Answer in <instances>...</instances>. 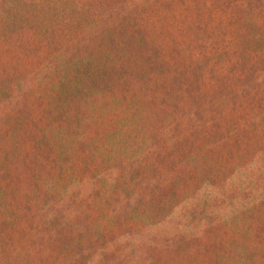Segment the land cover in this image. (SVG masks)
Wrapping results in <instances>:
<instances>
[{"label": "trees", "instance_id": "1", "mask_svg": "<svg viewBox=\"0 0 264 264\" xmlns=\"http://www.w3.org/2000/svg\"><path fill=\"white\" fill-rule=\"evenodd\" d=\"M135 10L140 14L136 8ZM110 23L113 24L114 19H108L106 27ZM102 26L89 28L86 31L89 34L88 40L76 39L72 46L74 52L66 51L58 55L59 60L43 72L46 78L52 67L56 66L57 69L59 65L66 71L60 64L61 60L78 58L70 73L73 75L72 80L62 83H72L65 95L61 96L62 99L65 98L64 102H60L59 97L46 103L44 97L38 93V101L46 106L45 117L44 114L38 117L27 112L25 102L7 103L11 107L9 115L17 116V112H20L16 118L19 121H14L11 127L16 134L14 143L18 147L15 149L12 145L10 153L20 150V158L27 159L28 163L23 159L18 160V163L25 162L27 170L34 171L39 168L44 171L48 164L51 165L53 158L49 151L54 150L53 137L47 131L57 126L67 135L75 132L73 143L75 145L78 137L80 151H84L88 145L93 149L96 135L112 136L115 140L123 134L121 127L117 130L111 124L114 123L111 115L117 114L123 107L125 113H128L129 122L137 115L142 117V120H138L139 124L135 125V131L148 139V154L141 159H134L126 155V147L114 150L112 145L108 154L118 153V156L111 164H107L108 159L105 158L102 169L95 177L94 173L86 179L79 177L65 191L67 198L64 204L59 197H52L50 201L53 203L50 204L47 199L48 202L41 203L37 209L31 208L29 199L25 198L29 195V189L30 192L39 190L40 194L41 186L33 178L35 174L26 175L20 182L16 177L21 173L9 172L2 161L6 170L0 174V264H27L18 253L17 241L25 236L29 241L34 235L46 243L43 246L48 247L41 256H36L39 264H171L165 253L176 252L179 247L188 243L204 261L207 259L205 254L217 248L218 242L215 240L206 242L198 236L190 238L185 234L182 237L183 242L179 243L173 237L175 233H168L165 238L151 235V220H144L141 211L146 205L149 207L148 211L154 212V217L165 211L161 204L164 196L161 178H165L163 182L170 186L171 193L178 196L181 195V190L186 192L189 189L190 183L194 182L197 186L198 172L203 171L200 168L190 172L187 167L199 158L194 157L196 154L206 151L209 157L214 155L216 160L227 164L229 169H243L246 180L254 179L257 183L264 180V69L259 72L260 77L253 78L248 75L244 80L247 88L224 86L217 90L213 87L209 89L211 91H203L201 88L209 66L203 64L202 71H199L198 66L192 67L196 38L183 39L182 43L173 38L171 44L163 45L159 39L153 38L146 26L137 27L136 23L121 25L116 31L112 28L111 35L107 37V28H99ZM65 46L68 48L70 45ZM122 47L127 51L120 55ZM251 51L264 58V48L261 45L255 44ZM117 55L120 57L119 63L114 60ZM237 61H233L231 72L235 71ZM18 72L23 74L20 69ZM229 75L230 72L223 78H228L231 82L237 79ZM53 80L58 85L59 79L56 80L53 76ZM254 82L255 86H249ZM28 83V79L17 82L16 86L20 89L17 95L30 94L28 89L33 86ZM40 86L41 79L36 89ZM79 94L87 96L90 101H101V113L105 118L102 116V119L86 120L84 111L85 106H89V100L86 103L77 100L76 96ZM130 95L136 97V107L129 102ZM12 96L14 98L16 94ZM254 111L259 114L253 115ZM78 113L82 116L79 117ZM82 125L90 128L97 126L99 129L92 133L80 129ZM9 133H12V129H9ZM6 134V131L0 134V139ZM149 139L153 141L152 145ZM80 140L88 142L83 143ZM27 141L30 143L28 148ZM206 142L209 143L204 145ZM33 146L34 152L29 150ZM1 150L0 147V152ZM92 161L95 164V155L92 156ZM79 166L83 171H89V162L79 163ZM161 172H166L163 177ZM232 172L234 171L229 176ZM101 175L106 181L98 182L97 178ZM23 176L25 173H22ZM127 177L133 184L127 183ZM227 178L229 177L221 180L214 189H219L218 196L225 194V199L231 200L235 195V187L226 190ZM210 179V176L207 177L208 181ZM86 182H90L88 189L85 187ZM21 183H25L26 188ZM101 188H104L105 195L101 196L106 197L104 202L107 205L102 207L103 204L91 203L85 211L65 213V204L70 209L71 203L78 202L77 198L85 200L89 195L100 196ZM247 188L249 192L255 191L251 183ZM209 201H214V198ZM253 202L248 227L250 233H247V241H244L246 243L238 246L240 253L246 246H250L249 253L254 249L264 252V189L253 197ZM198 206L194 203L192 207L195 209ZM94 212L99 213L97 218L103 222L96 225L98 227L93 226L95 223L90 219ZM207 216L211 222L205 229L207 232L221 235L226 231L224 221H214L212 215ZM196 218L201 219L200 215ZM28 220L30 224L27 226L28 230H25L23 224H27ZM142 222L143 230L139 232L138 227ZM114 233L117 234L116 237ZM171 239L174 241L170 242ZM257 241L261 244L256 245ZM186 256H189V251Z\"/></svg>", "mask_w": 264, "mask_h": 264}, {"label": "rangeland", "instance_id": "2", "mask_svg": "<svg viewBox=\"0 0 264 264\" xmlns=\"http://www.w3.org/2000/svg\"><path fill=\"white\" fill-rule=\"evenodd\" d=\"M108 19H114V23L109 25L113 27H106ZM135 23L137 27L139 25L146 26L153 38L159 39L163 45L171 44L173 38L181 43L183 39L196 38L197 45L192 67L198 66L199 71H202L203 64L209 66L204 76L205 83L201 88L203 91H211L209 89L213 87H216L217 90L224 86L247 88L244 80L248 78V75L253 78L260 77L259 72L264 69L262 65L264 58L256 56L251 51L255 44L264 48V0H0V134L5 131L7 133L0 139L2 149L0 152V174L4 173L6 169L16 174L21 173L16 177L20 182L26 175L35 174L33 178L39 181L41 188L40 194H38L39 190L30 192L29 189V195L25 198L29 199L28 204L31 208L37 209L38 205L48 201L50 204L53 203L50 201L52 197H59L60 202L64 204L67 198L64 193L72 186V183L81 176L85 179L88 175L92 176L91 173H94L93 177H95L102 169L105 158L108 159L107 164H111L118 156V153L108 154V149L112 145H114V150L126 147V155L134 159H141L142 156L148 154V139L140 132L135 131V125L138 120H142V117L137 115L134 120L129 122L128 113H125L123 107L118 110L117 114L111 115L114 119V123L111 124L117 130H119L118 127H121L123 133L116 137L115 140L118 141L113 140L112 136L98 134L93 141V149H90L88 145L84 151H80L78 137L75 145L73 143L75 132H70L67 135L62 128L55 126L54 129L47 131L53 137L54 150L49 151V155L53 158L50 161L51 165L48 164L44 171H40L39 168L34 171L27 170L25 162H23L24 164L18 163V160L22 161L23 159L20 158L22 155L20 150L10 153L12 145L14 148L16 147L15 149L18 147L14 143L16 134L11 127L14 121H19L16 118L20 112H17V116L9 115L11 107L7 103L9 101L11 103L25 102L28 107L26 108L27 112L36 114L38 117L44 114L45 117L47 110L44 107L46 106L38 101V93L44 97L46 103L59 97L60 102H64L65 98L62 99L61 96L65 95L72 83L66 85H62V83L72 80L73 75L70 73L78 61L77 57L72 60L63 58L60 64L66 68V71L60 67L61 65L57 69L56 66H53L52 71L48 72L49 75H46L45 78L43 72L59 60L57 56L66 51L74 52L72 46L75 45V40L79 38H83L84 41L88 40L89 34L86 31L93 26L103 25L99 27L103 29L106 27L107 37L111 35L112 28L116 31L118 26L135 25ZM179 29L183 31L180 32ZM67 44L70 45L68 48L65 46ZM65 48L67 49L65 50ZM125 51L127 50L122 47L120 55ZM118 58H120L119 55L115 56L114 60L119 63ZM235 60H238L237 67L234 72H231V65ZM18 69L23 71L22 75ZM229 72V76L237 78L235 81L231 82L228 81V78H223ZM53 76L54 79H59L58 85L53 80ZM23 79H28V84L31 83L34 88L28 89L30 94L27 96H21V93L17 95V91L20 89L16 84ZM40 79L42 86L36 89ZM255 84L256 82L249 86H255ZM13 94H16L14 98ZM76 98L85 103L87 99L89 100L87 96L80 94ZM128 100L133 104L136 103L135 96H128ZM262 107H264V103ZM85 108L86 120L102 119V116L105 118L101 113L103 109L101 101L89 100V106L87 105ZM139 113L145 115L143 112ZM258 114L257 111L253 112V115ZM78 116L81 117L82 114L78 113ZM72 127L74 129V126ZM79 128L92 133L99 129L97 126L90 128L85 125ZM186 128L190 129L189 126ZM9 129H12V133L8 134ZM149 140L152 145L153 141ZM86 142L88 141L83 143ZM208 143L206 142L204 145ZM26 144L28 148L29 141ZM29 150L34 152L35 146L30 147ZM17 153H19L18 157L13 156ZM93 155L96 156L95 164L92 161ZM208 155L206 151L202 154L199 152L194 156L199 157L196 162L186 166L190 172L200 168L203 172H198L197 186L194 185V182L190 183L186 192L180 191V196L171 193L170 186L163 182L165 178H161V183H163L161 190L165 196H163L161 204L165 207V211L156 217H154V212L148 211L147 205L141 211L144 220H151L152 224L149 225L151 235L165 238L168 233L172 235L175 233L173 237H176L179 243L183 242L182 237H185L183 236L185 234L190 238L198 236L199 239L206 242H213V240L218 242L217 248L211 253L205 254L207 259L204 261L195 254L189 243L184 244L176 252L165 253L171 264H264V252L262 253L261 250L254 249L252 253H249L250 246H246L245 250L240 253V248H238L240 244L244 245L246 243L244 241H247V233H250L248 227L251 205L254 203L253 197L264 189V180L261 183H257L254 179L253 181H249V178L246 180L243 169H229L227 164H221L214 155L210 157ZM23 160L28 161L27 159ZM2 161L4 165H7L5 170ZM88 162L89 171L85 172L79 163ZM231 171L234 172L229 176ZM22 173H25V176L22 177ZM164 173L166 172H161L162 177ZM209 176L211 179L208 181L207 177ZM227 176L229 178L226 179V190L229 191L235 187L233 193L235 195L231 200L225 199V194L218 196L219 189H214V186H217ZM104 179L102 175L97 178L98 182L106 181ZM7 180L10 178L7 177ZM125 180L129 184H133L129 177ZM92 183H94L93 180ZM249 183L254 185V192H249L247 188ZM89 185L90 182L85 183L87 189ZM21 186L26 188L25 183H21ZM103 192L104 188H101L100 196L89 195L85 200L77 198L78 202L71 203L70 209L66 208L67 204H65V213L85 211L91 203L103 204L102 207H104L107 204L104 202L106 197L101 196L105 195ZM210 198H214V201H209ZM194 203L199 205L195 209L192 207ZM184 208H188V210H184ZM98 214L94 212L90 217L94 221L95 225L93 226L95 227L103 223L97 218ZM197 215H200V220L196 218ZM207 215H212L214 221H224L226 231L221 235L217 232L214 234L207 232L205 229L211 223ZM143 222L138 227L139 232L143 230ZM29 224L30 220L27 224H23V227H26L25 230H28ZM91 231H93L92 228ZM114 235L116 237L117 234L114 233ZM171 241L174 240L171 239ZM17 243L18 253L27 264H39L36 256H41L40 254H43L48 248L45 247L46 243L37 239L35 235L29 241L25 236ZM260 244V241L256 242V245ZM155 250L158 252V249ZM187 251H189V256H186ZM20 256L17 258L19 259Z\"/></svg>", "mask_w": 264, "mask_h": 264}]
</instances>
